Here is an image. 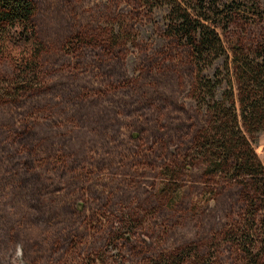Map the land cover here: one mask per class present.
<instances>
[{
	"label": "rangeland",
	"instance_id": "1",
	"mask_svg": "<svg viewBox=\"0 0 264 264\" xmlns=\"http://www.w3.org/2000/svg\"><path fill=\"white\" fill-rule=\"evenodd\" d=\"M33 1L42 81L11 100L29 50L0 56V264H241L248 190L193 153L198 69L166 10ZM260 8L217 27L229 48L261 42Z\"/></svg>",
	"mask_w": 264,
	"mask_h": 264
},
{
	"label": "trees",
	"instance_id": "2",
	"mask_svg": "<svg viewBox=\"0 0 264 264\" xmlns=\"http://www.w3.org/2000/svg\"><path fill=\"white\" fill-rule=\"evenodd\" d=\"M167 12L168 32L187 46L198 69L195 96L205 125L193 148L211 176L226 175L248 190V210L230 233L241 264H264V165L254 145L264 132V37L255 47L229 48L217 32L237 16H261L260 0H146ZM33 0H0V56L17 46L29 52L16 60L11 100L42 81L44 44L35 24ZM14 47V48H13ZM211 70V73L208 71Z\"/></svg>",
	"mask_w": 264,
	"mask_h": 264
}]
</instances>
